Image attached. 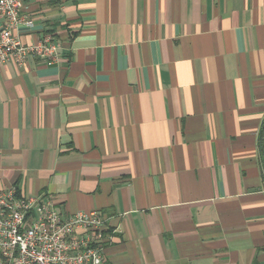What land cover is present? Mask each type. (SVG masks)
Here are the masks:
<instances>
[{"label":"crops","instance_id":"0c3cea01","mask_svg":"<svg viewBox=\"0 0 264 264\" xmlns=\"http://www.w3.org/2000/svg\"><path fill=\"white\" fill-rule=\"evenodd\" d=\"M60 61L0 67V192L98 211L104 264H264V0H27Z\"/></svg>","mask_w":264,"mask_h":264},{"label":"built area","instance_id":"2783aa9c","mask_svg":"<svg viewBox=\"0 0 264 264\" xmlns=\"http://www.w3.org/2000/svg\"><path fill=\"white\" fill-rule=\"evenodd\" d=\"M27 0H0V67L31 58L47 65L60 61V43L44 33L33 44L17 34L33 21L22 11ZM108 218L98 211L63 216L47 195L20 196L17 188L0 192V264H104L103 244L111 239Z\"/></svg>","mask_w":264,"mask_h":264},{"label":"trees","instance_id":"16d2710c","mask_svg":"<svg viewBox=\"0 0 264 264\" xmlns=\"http://www.w3.org/2000/svg\"><path fill=\"white\" fill-rule=\"evenodd\" d=\"M258 148H259L260 163L262 166L263 177H264V120L262 122L258 137Z\"/></svg>","mask_w":264,"mask_h":264}]
</instances>
